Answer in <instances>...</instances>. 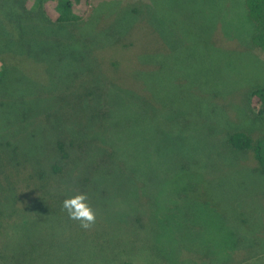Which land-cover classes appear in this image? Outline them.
<instances>
[{"label":"rangeland","instance_id":"rangeland-1","mask_svg":"<svg viewBox=\"0 0 264 264\" xmlns=\"http://www.w3.org/2000/svg\"><path fill=\"white\" fill-rule=\"evenodd\" d=\"M13 1L0 0L2 27L16 24L18 10L3 7ZM41 1H26L36 18L18 22L21 33L9 30L24 63L0 81V140L25 133L54 151L55 137L74 139L107 163L95 183L72 181L62 198L29 175L37 157L12 170L0 189L30 198L31 222L0 223V247L29 249L33 264H263L264 171L224 131L249 126L248 107L262 108L246 104L264 86V58L245 1L76 2L82 19L47 32ZM82 87L95 89L90 102ZM104 104L110 122L89 117ZM256 125L258 138L264 121ZM80 192L96 212L88 229L62 207Z\"/></svg>","mask_w":264,"mask_h":264},{"label":"trees","instance_id":"trees-1","mask_svg":"<svg viewBox=\"0 0 264 264\" xmlns=\"http://www.w3.org/2000/svg\"><path fill=\"white\" fill-rule=\"evenodd\" d=\"M7 1L9 0H4V3ZM26 1L28 2V0H15L13 1L12 6H3L5 8L8 7L10 13L13 11V8H16L18 13H16L17 16H15L16 19L13 20L16 22V24L11 21H7L8 25L6 24V26L3 27L0 26L1 29H7V32H5L6 35L9 33L7 36L9 42L2 49H0V65L2 68L0 70V81L7 77L8 73L12 71L14 67L20 66L22 63H24L21 60L24 59V57H19L21 58L20 60L16 58L17 55L14 53V50L11 47L12 44H17L18 42V40H15L13 36H11V33L13 35L17 33V31L21 33V29L23 28L18 24V22H23L25 17H30V14L32 15L33 13L32 10L28 8ZM244 1L246 6L245 9L248 14V22H250L252 25L250 40L264 58V0ZM76 2H81L86 7L91 4V0L41 1L39 4L40 8L42 9L41 11H43V15L44 13L46 15V18L42 17L41 19L46 21H42L41 19L38 20L43 22L42 24L44 26L45 32L56 30V28H53V26L56 24H58L57 27L59 28V25L64 26V24L75 23L76 21L82 19L83 16H81V13L84 10L80 8L78 10L77 4H75ZM44 5L45 10H43ZM17 10L15 12H17ZM51 17L53 19H51ZM60 28L63 29L64 27L61 26ZM54 34L57 33L54 32ZM72 44H74V42L67 44V50L74 52L73 49H71ZM61 46V43L58 42L57 47ZM82 89L85 92L87 91V94L85 95L87 97L86 102H90L91 98L96 96V91L94 88L82 87ZM80 95V98L83 97L82 93ZM247 95V107L248 105H261L262 107L259 110L249 107L247 109L249 111L247 116L251 120V124H254L257 127V123L264 121V86H258L249 90ZM80 103H82V101ZM104 106L105 104L102 105V107ZM109 109H113L111 105H109V107L105 106L103 109L101 108V111L99 112L93 110L89 117L93 118L94 120L98 118L107 119L109 121V114L111 112ZM55 116L58 117V115ZM250 125L225 128L224 131L227 136L226 142L228 146L234 151L246 152L252 150L257 161H255L257 167L261 171H264V133H262L258 138L254 137L252 135L253 129ZM30 136H32V133ZM33 144V141H31V139L25 133H23V136L21 137H9L6 140H0V146L8 147L6 150H4V147L0 148V184L4 183L9 178L10 173H13L12 170H18L22 167L27 169L25 164H27L29 160H35V157H37V160H40V163H37V165L34 166V161V167H29V175L39 183H48L51 192L55 193L58 198H62L66 195H63V193L67 186H70V182L75 181L77 184L80 185L81 183L82 185L85 184V186L92 185L96 181V174L98 171H101L102 168L104 171L106 168L107 158L105 155L104 157L97 156L96 158H92V160H90V152H93L94 147L89 149L86 144L83 142L78 143L74 139L62 140V138L59 136L55 137L52 144L55 146L54 151H45V149L42 148V141H38L37 144L32 147L31 145ZM37 146L40 151V156L34 154ZM42 152L45 154H42ZM11 154H14V159H9L8 155ZM46 157L48 158L49 165L42 164L46 162ZM3 190L4 188L0 189V223L2 224L3 222L5 223L9 221L19 225H29L31 222L30 211L25 208L24 204H26L30 198H20L18 190L16 193L10 196L11 198H8L7 196L3 195ZM15 248L16 244L13 246L5 245L4 247H0V264H33L32 262L34 261L30 258L29 249H24L22 247L18 249ZM115 253L116 255L114 254V257L118 255V252L115 251Z\"/></svg>","mask_w":264,"mask_h":264},{"label":"clouds","instance_id":"clouds-1","mask_svg":"<svg viewBox=\"0 0 264 264\" xmlns=\"http://www.w3.org/2000/svg\"><path fill=\"white\" fill-rule=\"evenodd\" d=\"M62 207L67 211L69 219L80 221L84 229L90 228L96 220V212L91 206L87 193H77L63 200Z\"/></svg>","mask_w":264,"mask_h":264}]
</instances>
